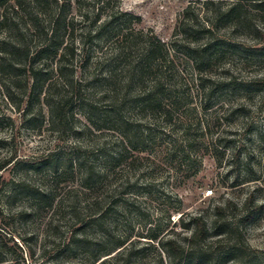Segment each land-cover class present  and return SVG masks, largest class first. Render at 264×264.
I'll list each match as a JSON object with an SVG mask.
<instances>
[{
	"label": "rangeland",
	"instance_id": "rangeland-1",
	"mask_svg": "<svg viewBox=\"0 0 264 264\" xmlns=\"http://www.w3.org/2000/svg\"><path fill=\"white\" fill-rule=\"evenodd\" d=\"M55 1L62 4V0H49L51 7ZM214 1H218L222 7L229 2ZM19 2L16 16L18 33L23 32V27L31 31L30 17L41 14L37 10V0ZM83 3L87 5L78 10L71 1V9L67 13L68 20L74 19L76 24L74 37L77 39L82 33L83 25L78 15L102 6V0H84ZM190 3L191 14L205 23L207 10L201 8L199 0H110L102 10V20L114 9H119L139 18L138 23L133 25L135 31H151L160 41L168 43L178 16ZM250 3H246L248 13L251 10ZM5 7L10 13L11 6ZM91 15L89 13V17ZM253 19L249 25H255L260 32L258 35L250 31L249 35L243 32L226 36L223 30L220 32V38L241 45L242 50L213 64L208 73L218 80L227 74L240 82L260 81L258 89L252 93L238 91L230 98L217 94L210 100L202 95L195 73L186 69L179 55L174 57L175 68L180 77L177 81L187 85L185 93L188 95V104L174 114L171 120L159 115L144 120L129 118L130 123L139 124L144 131L150 129L151 140L146 143L145 152L133 154L132 158L118 167L108 166L103 154L111 155L118 151L117 144L121 140L119 135L108 130L97 131L84 116L87 113L85 106L89 103H95L100 111L110 107V101L99 100V86H85L93 77L82 82L79 90L83 102L73 105L74 118L67 116L69 127L66 131H62L53 122L55 119L41 104L42 101L39 102V106H42L41 113L38 114V110L34 112L36 121L26 123V96L19 110H16L13 105L19 104L22 94L16 92L11 97L12 102L6 101L3 96L5 92L0 88V161L13 155L20 161L34 164L52 155L59 167L56 173L43 170L32 174L22 170L12 171V168L0 173L3 181V184L0 183V212L4 216L23 213L29 206L22 197L11 204L7 203L6 197L10 195L13 186L11 182L50 189L53 197L52 206L43 208L26 222L22 219L4 221L0 218V226L10 231L18 246L23 247L24 263L21 264H57L66 261L65 258L61 259L65 256L55 260L52 248L68 239L71 231L86 221L82 203L95 198L101 199L100 207L108 209L110 224L105 226L108 233L116 238L129 237L128 240L134 242L145 241L140 236L165 231L167 217L173 223L183 215L177 222L179 224L187 223L194 215H200L209 222L214 208L221 207L224 209L223 217L239 225L238 235L234 239L238 240L251 260L264 264V51L259 59L246 53L249 49L264 47V11ZM87 48L85 46L83 55L88 52ZM113 49L112 42L103 41L89 50L91 62L107 60ZM77 58L76 54L74 61ZM46 64L52 67L49 62ZM99 67L101 69L102 66ZM118 67L120 71L121 65ZM183 68L186 70L181 71ZM95 69L96 67L77 69L76 77H81L83 81L97 72L101 76L104 68L101 71ZM60 89H52L51 93L55 94ZM64 89L67 93L70 92V89ZM60 93L63 94V90ZM34 108L38 109L37 102ZM182 153L189 155V161L181 162ZM68 155L75 162L71 168L63 169V163L66 162L64 159ZM214 156L221 159L220 166L216 164ZM88 167H92L96 173L101 169L106 171V177L102 179L98 189L90 193L85 192L81 186L82 175ZM127 181L132 189H124ZM208 190L213 191L211 197L205 196ZM119 197L124 198L128 204L115 203L114 200ZM226 206L229 209L225 210ZM139 211L140 214L136 215ZM247 212L253 213V217L244 226L241 220ZM168 230L178 235L179 239L188 235L178 226L172 227V224ZM86 233L93 237L100 235L92 228H87ZM20 239L25 240L27 246H23ZM214 239L216 238L209 237L208 242ZM42 249L46 251L43 257L40 256ZM151 253L150 251L147 256L133 263L149 262L154 259ZM80 260V255L72 258L76 263Z\"/></svg>",
	"mask_w": 264,
	"mask_h": 264
},
{
	"label": "trees",
	"instance_id": "trees-1",
	"mask_svg": "<svg viewBox=\"0 0 264 264\" xmlns=\"http://www.w3.org/2000/svg\"><path fill=\"white\" fill-rule=\"evenodd\" d=\"M71 1L78 10L81 6L87 5L83 3L84 0H62L61 5L55 1L51 7L49 0H37V10L41 14L30 17L31 31L23 27V32L18 33L19 24L16 16L20 7L19 0H14L13 3L11 0H0V88L5 92L3 96L6 101L12 102L11 97L16 92L22 94L19 104L13 105L16 110H19L26 96L24 101L26 106L24 112L28 117L26 123L36 121L34 112L38 110V114L41 113L42 106H39V102L42 101L41 104L55 119L53 122L59 125L58 128L62 131H66L65 129L69 127L67 116L74 118L73 105L76 102H83L79 90L82 82L93 77L85 86L94 84L99 86L101 94L99 100L110 101V107L100 111L95 103H89L85 106L87 113L84 116L97 131L101 129L112 131L121 138L120 144H117L119 147L117 152L111 155L103 154L105 163L112 168L132 158L133 154L145 152L146 143L151 140L150 129L144 131L139 124L130 123L129 118L144 120L159 115L171 120L174 114L188 104V95L185 93L187 85L177 81L180 77L175 68L174 57L179 55L186 69L189 68L195 73L202 95L210 100L217 94L230 98L238 91L252 93L258 89L260 81L240 82L227 74L219 80L213 79L209 76L208 69L224 60L227 55L232 53L236 55V52L242 50L241 45L220 38L222 30L226 36L243 32L249 35L250 31L260 34L255 25L251 27L249 23L264 11L262 0H227L229 2L225 7L218 1L199 0L202 3L201 8L207 10L205 23L191 14L190 3L178 16L168 43L160 41L151 31L147 33L135 31L133 25L138 23L139 18L119 9H114L102 20V10L110 0H102L99 9L91 8L87 10L88 13L78 15L83 25L82 33L77 39L74 37L76 24L74 19L68 20L67 14L71 9ZM247 2H251L250 12L253 14L248 13ZM8 5L11 6L10 13L5 7ZM208 7L214 9L210 10ZM51 8L53 11H49ZM89 13L92 14L90 17ZM26 31L28 32L24 33ZM103 41L114 44L111 56L109 55L107 60L91 62L89 52ZM85 46L88 47V52L83 55ZM263 51L264 47L253 48L246 53H251V57L259 59ZM76 54L78 58L74 61ZM47 62L52 67H49ZM99 66H102L101 69ZM90 67H96L95 70L100 71L104 68L101 76L100 72L98 74L96 71V74L89 75L83 81L81 77L80 79L76 77L77 69L86 70ZM186 69L183 68L181 71ZM58 87L63 90V94L60 90L55 94L51 93L52 89ZM64 88L70 89V92L67 93ZM35 102L38 109L34 108ZM72 158L68 155V158L64 159L66 162L63 163V169L73 166L75 161ZM181 159V162L189 161V155L182 153ZM214 160L220 166L221 159L214 156ZM8 168L32 174H38L43 170L56 173L59 170L52 155L34 164L20 161L12 155L0 161V173ZM105 177V169L96 173L92 167L85 168L81 186L85 192H93L94 189H98V185ZM0 183L3 184L1 174ZM11 184L13 186L10 195L6 197L7 203L11 204L22 197L29 206L28 210L14 216H4L0 212L2 220L22 219L26 222L43 208L52 206L53 197L50 189L29 187L22 183ZM126 188L132 189L128 181L124 189ZM100 201L101 199L95 198L82 203L86 221L72 230L68 239L52 248L56 255L55 260L65 256L61 259L65 258L66 261L57 264H134L135 260H141L150 251L154 259L138 264H260L251 260L238 240L234 239L238 235L239 225L223 217L224 209L221 207L214 208L213 217L209 222L200 215H194L187 223L179 224L177 222L183 215L173 223L167 217L165 231L145 235L146 237L140 236L145 241L134 242L128 240L129 237L116 238L108 233L107 227L105 228L106 224H110L107 218L108 209L100 207ZM114 201L128 204L121 197ZM227 209L229 206L225 207V210ZM139 214L140 211L136 212V215ZM252 217L253 213H245L241 220L242 224L245 226ZM72 219L74 220L73 217ZM171 224L172 227L178 226L188 235L182 239L177 238L178 235L170 233L171 230L167 231ZM87 228L95 229L100 235L90 236L86 233ZM209 237L216 239L208 242ZM20 242L27 246L25 240L20 239ZM22 249L23 247L15 242L13 234L0 226V264L24 263ZM29 253L33 255L30 250ZM45 254L46 251L42 249L40 256L43 257ZM78 255L82 256V260L77 263L72 261V258Z\"/></svg>",
	"mask_w": 264,
	"mask_h": 264
},
{
	"label": "built area",
	"instance_id": "built-area-1",
	"mask_svg": "<svg viewBox=\"0 0 264 264\" xmlns=\"http://www.w3.org/2000/svg\"><path fill=\"white\" fill-rule=\"evenodd\" d=\"M213 195V191L212 190H208L205 192V196L206 197H211Z\"/></svg>",
	"mask_w": 264,
	"mask_h": 264
}]
</instances>
